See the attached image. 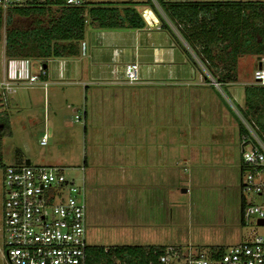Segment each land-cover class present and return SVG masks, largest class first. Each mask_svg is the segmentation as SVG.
<instances>
[{"label": "rangeland", "instance_id": "1", "mask_svg": "<svg viewBox=\"0 0 264 264\" xmlns=\"http://www.w3.org/2000/svg\"><path fill=\"white\" fill-rule=\"evenodd\" d=\"M85 1L93 4L122 0ZM134 1H147L142 8L150 10V4L163 16L155 0ZM55 14L53 6L41 14L28 16L2 10L0 60L5 59L3 38L9 29L23 31L44 27ZM8 15L10 22L6 23ZM171 28L195 68L175 47L172 76L161 73L160 78H152L142 71V61L135 62L138 80L128 84L123 80V67L120 69L115 63L132 61V48L118 46L120 54L114 59V47L110 43L118 45L119 42L110 41L107 35L113 34L110 31L101 36L105 40L109 38L101 42L106 45L97 44L86 53L88 57L79 50L75 57L48 59L45 63L48 78L57 77L60 66L67 70L65 79L56 84L48 83L43 87L36 81L30 85H14V93L6 94L0 88V113L13 101L19 109H7L11 134L1 137L3 155L8 158L11 150L18 148L29 164L63 167L65 176L75 180L81 175L85 159V169H82L84 234L89 244L163 245L183 250L187 246L233 245L254 228L251 216L241 224V198L244 197L246 203L264 205L254 193L242 195L238 186L240 116L234 105L243 106L242 86H213L205 67ZM87 29L90 39L98 32L95 28ZM121 32L126 33L127 38L132 36L130 29ZM159 34L153 33L152 37L158 40ZM138 40L140 46H144V34H140ZM98 47L102 50L105 73L92 74L84 89L83 85L74 83L78 80L77 71L80 68L92 70L100 65L96 61ZM139 53L143 55L144 48ZM28 60L31 72H36L37 60ZM114 65L113 72L110 69ZM249 67L247 63L242 64L236 79L252 82L253 67ZM83 112L85 136L84 122H81ZM132 128L133 133L127 137L126 131ZM43 133L45 144L39 145ZM90 146H95L94 150H90ZM122 172L125 173L123 179L129 181L148 178L152 173L156 184L154 181L149 188L138 190L136 182H132L133 199L124 205L115 183L118 175L122 179ZM181 188L186 190L181 192ZM2 189L0 169V223ZM118 192L123 198L120 190ZM2 250L0 239V264H8Z\"/></svg>", "mask_w": 264, "mask_h": 264}, {"label": "built area", "instance_id": "2", "mask_svg": "<svg viewBox=\"0 0 264 264\" xmlns=\"http://www.w3.org/2000/svg\"><path fill=\"white\" fill-rule=\"evenodd\" d=\"M26 0H0V9L21 6ZM65 6H81L85 0H61ZM80 49H85L84 43ZM263 59H260L261 62ZM36 72H31L27 58L7 57L3 61L0 88L13 91L16 84L30 85L42 80L46 70L37 60ZM124 81L136 82L137 65H123ZM252 83L264 86V70L255 67ZM213 86H218L212 80ZM245 132L239 134L240 177L238 186L242 195L254 193L262 199L264 192V139L255 127L240 117ZM45 144V134L39 138ZM65 168L31 165L25 160L1 167V223L0 234L3 255L8 264H87L84 234V178L65 176ZM240 210L243 225L251 216L254 228L243 240L219 248H192L184 250L165 246L158 255L160 264L175 261L178 264H264V205L246 203ZM263 220L262 224H257Z\"/></svg>", "mask_w": 264, "mask_h": 264}, {"label": "trees", "instance_id": "3", "mask_svg": "<svg viewBox=\"0 0 264 264\" xmlns=\"http://www.w3.org/2000/svg\"><path fill=\"white\" fill-rule=\"evenodd\" d=\"M25 1L21 6L7 8L10 13L28 16L41 14L54 7L56 14L44 27L29 30L9 29L3 38L4 56L34 58L44 68L48 59L71 58L79 53V41L86 25L100 29H141L145 23L134 6L144 2L85 1L81 6H65L61 0H41L34 4ZM161 13L205 67L219 87L236 81V60L252 55L256 63L264 60V1L259 0H155ZM149 4V3H148ZM159 29L167 32L173 44L194 62L165 20L148 5ZM47 7V8H46ZM2 10L0 9V23ZM5 22H10L9 15ZM78 45V47H77ZM46 74L43 76L45 77ZM205 82H208L203 78ZM243 106L234 105L239 116L250 122L264 139V86L249 83L242 86ZM238 137L245 132L237 124ZM7 118L0 116V139L9 136ZM3 166V165H2ZM0 166V167H2ZM242 167L239 166V172ZM243 201L241 198L240 210ZM163 245H87L84 249L87 264H160L158 255ZM210 249L221 246H206Z\"/></svg>", "mask_w": 264, "mask_h": 264}, {"label": "crops", "instance_id": "4", "mask_svg": "<svg viewBox=\"0 0 264 264\" xmlns=\"http://www.w3.org/2000/svg\"><path fill=\"white\" fill-rule=\"evenodd\" d=\"M122 1H126V0H122ZM131 1H134V0H131ZM135 2H144V1H135ZM143 6L139 5V4L134 6L135 9L137 10V12L140 14V16H141V12L146 10V8H142ZM138 7H140L141 9H138ZM149 12L154 17V20H153L155 22L154 25L151 26V25L148 24L147 21L146 22L144 21L145 27H143L141 29H130V31L132 32V36L129 37V38H127L125 36L126 33L121 32V31H124L125 29H100L98 27H95L94 25H86L85 28H84V31H83L82 38L79 40L80 44L84 43V46H85V49L84 50L82 49V51H84L85 54L86 53L88 54L93 49V47L97 46V44H98V46L106 45V44L102 45L101 42L102 41L106 42L110 38V41L114 40V41H118L119 42L118 45L110 43L114 47L113 48V52L114 53H112L113 54L112 56L114 57V59H115V57L119 56L120 53L118 52V50L121 47L132 48V56H133V60L132 61H120V62L115 63V64H118L117 67H119L120 69H122L123 64H125V63H135V62H139L140 63L142 61L143 63H140V64L144 65V68L142 70L144 72V74H147V75H149V76H151L152 78H155V79L156 78H160L161 77V75H160L161 73L166 74V77L172 76L173 71H174V68L172 66V59H173V55H174L173 48H175L176 46L173 44V42L170 39V36L167 34V32L162 30V29H159V27H158L159 26V21L157 20V18L153 14V12L150 11V10H149ZM141 17L144 20V16H141ZM161 17L163 18V20H165L164 16H161ZM166 22L170 26L168 21H166ZM88 27H91L92 29L93 28L98 29V32L96 34H94L95 36H93L91 39H90L91 35H90V32H89V29H87ZM170 28H171V26H170ZM152 29L155 32H153ZM110 31H112L113 34H107L109 36V38L107 40L101 38V36L104 35L103 33L110 32ZM113 31H115V32H113ZM153 33H160L159 34L160 37H159L158 40L156 38L152 37ZM140 34H144V38L146 39L145 43H144V46H140V44H139L138 38H139ZM92 40H93L94 44H92ZM118 46L120 48H118ZM142 48H144V50H145V53L143 55H142V53H139L140 49H142ZM79 50L81 51L80 46H79ZM122 53H124V52H122ZM87 54H86V56H87ZM63 58H66V57H63ZM102 58H103L102 50H100V48L98 47L97 50H96V61L100 65L96 66L92 70H90L89 68H84V69L80 68V70L77 71L78 72V76H77L78 80L74 81V83L83 85V87L85 89V87H86L85 84H87V82L91 81L90 79H91L92 74H94V75L104 74L105 71L102 70V65H103ZM134 58H136L135 61H134ZM141 58H144V59L140 60ZM3 61L4 60H2V61L0 60V79H1V77L3 75ZM241 61H242V63H241ZM256 62L257 61L255 60V57L252 56V55H242V56L238 57L237 60H236V67H235L236 75H238L240 73V67H241L242 64H245V63H247L250 66L249 69L251 68V66L253 67V69H252V72H253V70H254V68L256 67V64H257ZM60 63H63V62L61 61ZM137 67H138V65H137ZM110 70L114 72L115 71V65ZM110 70H109V72H110ZM117 70L119 71V69H117ZM57 71H58L57 72V77H54V78L50 79V78H48L49 75H48V71L46 70V76L43 77L42 80H45L46 84H48V83L49 84H56L58 80L65 79V78H63V76H64V74L66 73L67 70L64 69V67L60 66L59 69H57ZM69 73L70 72L68 71V74ZM249 83H252V82L251 81H241L239 79V77H238V80L236 79V81H234L231 84H233V85L240 84L241 86H243V85H246V84H249ZM36 84L40 85V83H36ZM22 85H24V84H16V86H22ZM10 93H14V91L10 92ZM10 107L12 108V110L13 109L16 110V111L19 110L17 108L18 105L13 101V102L7 103L6 107L3 109L4 112L0 113V116L4 115L7 118L8 127H9V123L10 122H9V117L6 116L7 115L6 112H7V109H10ZM83 116H84V119L81 122L82 123L84 122V124H83V133H84V136H85V132H86V128H85V126H86L85 125V120L86 119L85 118H86V116H85L84 112H83ZM9 131H10V129H9ZM126 133H127V137L131 136V133H133V128H132V130H127ZM10 134H11V132H10ZM5 137H7V136H5ZM1 146H2V138L0 139V166H2L4 164L12 163L14 161H20V160H25V161L28 162L26 157L23 156V152L20 149H18V148H15V149L11 150L10 153H12V154L7 158V156L2 154V150H1L2 147ZM94 147L95 146H90V150H94ZM7 154H9V153H6V155ZM4 161H7V163H4ZM128 167H130V166H128ZM0 169H1V167H0ZM82 169H85V159L83 161ZM129 175H128V177H129ZM148 176H150V177L146 178V176H145L144 178L143 177L138 178L139 181L138 180L137 181L136 180L135 181H133V180L129 181V180L123 179V178H125V173L124 172H122V174L120 176V177H122V179H120L119 175H118V178L115 181L116 186H117V194L119 195V197L122 200L124 205L127 204V202L129 200L131 201L133 199V197L131 196L132 193L130 194V192H131L130 191V189H131L130 187L133 186L132 188H134L135 182H136V188L138 190H142L144 188H149L150 184L154 183L155 179H154L153 174L149 173ZM132 182L134 184H132ZM155 184H156V181H155ZM119 190L122 193L123 198L121 197V194L118 192ZM122 209H124V208H122ZM0 239H2V238H0ZM87 245H99V244H89V243H87Z\"/></svg>", "mask_w": 264, "mask_h": 264}, {"label": "water", "instance_id": "5", "mask_svg": "<svg viewBox=\"0 0 264 264\" xmlns=\"http://www.w3.org/2000/svg\"><path fill=\"white\" fill-rule=\"evenodd\" d=\"M148 9L144 10L143 12H141V16H144L145 12L147 11ZM149 11V10H148ZM154 21L153 20H149L148 24L153 26L154 25ZM42 67H44V65H42ZM256 67L258 68H261L262 70H264V60H262L261 62H258L256 64ZM186 189L185 188H181L180 191L181 192H184ZM262 199L264 200V192L262 193ZM263 223V220H258L257 221V224H262Z\"/></svg>", "mask_w": 264, "mask_h": 264}, {"label": "bare ground", "instance_id": "6", "mask_svg": "<svg viewBox=\"0 0 264 264\" xmlns=\"http://www.w3.org/2000/svg\"><path fill=\"white\" fill-rule=\"evenodd\" d=\"M144 19L149 22V20H154V17L152 16V14L149 11H146L144 14Z\"/></svg>", "mask_w": 264, "mask_h": 264}]
</instances>
